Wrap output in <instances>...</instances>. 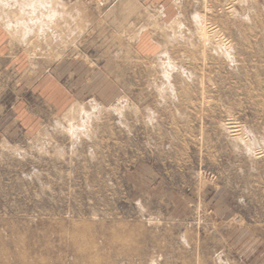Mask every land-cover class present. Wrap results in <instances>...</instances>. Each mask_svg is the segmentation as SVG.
<instances>
[{
    "label": "rangeland",
    "instance_id": "rangeland-1",
    "mask_svg": "<svg viewBox=\"0 0 264 264\" xmlns=\"http://www.w3.org/2000/svg\"><path fill=\"white\" fill-rule=\"evenodd\" d=\"M0 4L70 96L0 66V264H264V0Z\"/></svg>",
    "mask_w": 264,
    "mask_h": 264
},
{
    "label": "crops",
    "instance_id": "crops-1",
    "mask_svg": "<svg viewBox=\"0 0 264 264\" xmlns=\"http://www.w3.org/2000/svg\"><path fill=\"white\" fill-rule=\"evenodd\" d=\"M63 3L76 2L77 0H61ZM49 63L41 62L38 67L40 70L31 73L29 71L31 61L25 49H17L11 44V33L0 24V66L13 68L21 76L23 82H27L30 90L41 97L44 102L61 111L66 107L69 93L63 84L45 68ZM66 70V69H65ZM63 70V73L65 72ZM40 122L36 118V112L32 107L18 104L8 110H3L0 105V137L7 135L16 126L23 127L25 130L33 131L39 127Z\"/></svg>",
    "mask_w": 264,
    "mask_h": 264
},
{
    "label": "bare ground",
    "instance_id": "bare-ground-1",
    "mask_svg": "<svg viewBox=\"0 0 264 264\" xmlns=\"http://www.w3.org/2000/svg\"><path fill=\"white\" fill-rule=\"evenodd\" d=\"M43 1V0H42ZM59 3H63L61 0H57ZM35 2V1H34ZM47 2V1H46ZM39 3V2H38ZM42 3V2H41ZM27 4V3H26ZM37 4V3H36ZM45 3H43V5H44ZM51 3H49V4H47L48 6H51L50 5ZM42 5V4H41ZM29 8V7H28ZM46 8V7H45ZM76 9V8H75ZM72 9H70L69 10V12L71 11ZM76 11V10H75ZM0 13H1V4H0ZM36 13V12H35ZM2 17V15H0V18ZM34 20V19H33ZM35 20H36V18H35ZM37 21H39V19L37 20ZM178 21V20H177ZM31 22V21H30ZM26 28V27H25ZM27 29V28H26ZM11 31H13V33H15L16 32V29H14L13 27L11 28ZM26 31H28V30H26ZM17 33V32H16ZM202 33H204V35H206V36H208L207 35V33L206 32H202ZM236 126H232L231 128H235ZM238 129V128H237ZM233 132L234 131H236V129L235 130H232Z\"/></svg>",
    "mask_w": 264,
    "mask_h": 264
}]
</instances>
